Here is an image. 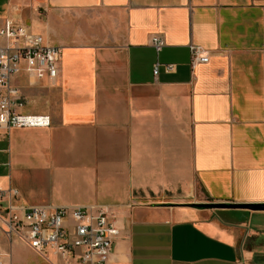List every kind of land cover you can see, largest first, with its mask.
<instances>
[{
    "label": "crops",
    "instance_id": "obj_1",
    "mask_svg": "<svg viewBox=\"0 0 264 264\" xmlns=\"http://www.w3.org/2000/svg\"><path fill=\"white\" fill-rule=\"evenodd\" d=\"M7 17L62 63L56 85L15 79L43 103L24 111L53 122L0 130V188L104 206L120 229L109 264H264V209L191 205L264 203V0H0ZM191 44L210 60L193 65ZM0 253L77 264L3 229Z\"/></svg>",
    "mask_w": 264,
    "mask_h": 264
},
{
    "label": "built area",
    "instance_id": "obj_2",
    "mask_svg": "<svg viewBox=\"0 0 264 264\" xmlns=\"http://www.w3.org/2000/svg\"><path fill=\"white\" fill-rule=\"evenodd\" d=\"M152 45L159 53L165 45L161 36H153ZM192 64L206 63L210 54L199 45H190ZM62 48L45 42L31 26L7 17L0 19V130L50 127L48 113L25 112L27 100L15 79L23 72L41 78L51 85L58 83L61 73ZM159 63L154 74H159ZM166 70L174 64H166ZM0 229L17 235L45 258L51 252L77 264H109L120 229L104 206L32 205L22 200L16 187L0 188ZM0 264L2 257L0 253Z\"/></svg>",
    "mask_w": 264,
    "mask_h": 264
},
{
    "label": "water",
    "instance_id": "obj_3",
    "mask_svg": "<svg viewBox=\"0 0 264 264\" xmlns=\"http://www.w3.org/2000/svg\"><path fill=\"white\" fill-rule=\"evenodd\" d=\"M193 207L197 208H249L253 210L264 209V203H193Z\"/></svg>",
    "mask_w": 264,
    "mask_h": 264
},
{
    "label": "rangeland",
    "instance_id": "obj_4",
    "mask_svg": "<svg viewBox=\"0 0 264 264\" xmlns=\"http://www.w3.org/2000/svg\"><path fill=\"white\" fill-rule=\"evenodd\" d=\"M22 84L24 85V87H28L26 84H27V82L26 81H23L22 82ZM41 102L39 101V100H37V99H35L34 97H32L31 99H29V103H28V105L26 106V111H39V110H36V109H34L33 107L34 106H39V105H41L42 106V104L43 103H41ZM40 106V107H41ZM213 210H218V209H220V208H212Z\"/></svg>",
    "mask_w": 264,
    "mask_h": 264
}]
</instances>
